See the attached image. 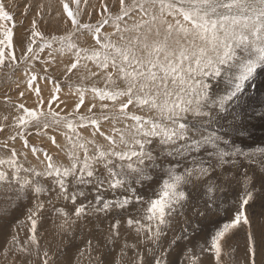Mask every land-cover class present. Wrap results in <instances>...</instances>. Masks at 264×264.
Masks as SVG:
<instances>
[{"label": "snow or ice", "instance_id": "obj_1", "mask_svg": "<svg viewBox=\"0 0 264 264\" xmlns=\"http://www.w3.org/2000/svg\"><path fill=\"white\" fill-rule=\"evenodd\" d=\"M26 4L21 9L24 16L45 11L42 3L26 0ZM81 4L82 0H59L58 18L67 31L49 40L39 30L35 15L28 32L18 36L15 13L6 0H0V75L10 78V73L22 71L26 89L38 98L35 107L13 104L14 123L5 115L7 123L0 124V133L6 127L13 130L0 140V182L9 179L10 169L21 182L20 190L32 192L38 201L27 215L28 240L21 243L19 234L13 233L7 247L0 244V256L6 264H34L30 257L41 255V264H57L48 250L41 252L37 231L44 204L39 196L54 190L58 198L75 205L88 194L80 186H91L94 200L81 202L72 213L57 209L64 232L83 217L115 213L108 229L100 230L79 252L81 257L87 253L88 264H202V255L192 248L181 251L183 260L171 261L170 253L180 248L187 231L181 228L167 239L168 231L176 215L183 216L190 205L195 214L205 215V210L192 204L198 190H206L201 194L208 197L206 208L212 207L217 191L242 179V193L233 202L234 215L198 248L200 253H213L214 264H222V245L231 247L229 242L242 230V264H257V256H264V147L245 150L220 129L241 130L244 120L264 106V100L250 95L252 89H264V83L257 82L264 73V0H113L111 6L100 0L98 9L94 7L95 21L91 11L85 18ZM46 49L48 59L42 64L55 63L57 54L67 57L60 69L63 78L78 76L81 81L76 87L78 102L66 115L53 109L54 103L63 102L57 80L44 77L54 88L45 101L36 83L38 75L28 68L29 61L40 60ZM97 77L104 87L83 84ZM13 83L20 88L18 81ZM89 93L91 99L85 105ZM18 95L24 98L25 91ZM7 99L11 104V97ZM82 106L87 114L80 112ZM260 116L264 118V112ZM81 130H90V135L84 136ZM33 132L47 136L51 146L65 153L68 163L59 154L54 157L30 143ZM18 138L20 149L16 148ZM29 155L43 165L40 170L24 167L21 156L27 162ZM241 158L256 168L240 169L239 177L224 172L226 165L237 169ZM153 172L163 177L146 197L133 184L154 181ZM217 172L220 175L214 176ZM40 178L50 179L51 187H45ZM70 186L76 190L70 191ZM256 199L262 203L259 218L247 210Z\"/></svg>", "mask_w": 264, "mask_h": 264}, {"label": "rangeland", "instance_id": "obj_2", "mask_svg": "<svg viewBox=\"0 0 264 264\" xmlns=\"http://www.w3.org/2000/svg\"><path fill=\"white\" fill-rule=\"evenodd\" d=\"M112 1L113 0H107L110 6L112 4ZM28 2H31L33 4H36V3L44 4L45 5L44 13L43 14L39 12L32 13L30 11L28 16H24L21 14V9L24 7H27L26 0H6V3L10 5V10L15 13L16 21H17L16 32L18 36L28 32V29L31 27V20H32L33 15H35L39 30L44 34L46 39L50 40L52 35H62L67 31V29L64 27L62 23V20L58 18V12L60 9L59 0H28ZM87 3L90 6L89 9L86 7L87 4L85 6L82 0L81 7L84 9L85 18L87 17V13L91 11L92 20L95 21L97 18V12L94 10V7L98 9L100 0H88ZM21 22H22V25H21ZM40 43L41 41L39 40V38H37V45H39ZM17 51L19 53V49ZM45 59H48V49H46L45 52L41 54L40 60H34V61L30 60L28 63V68L31 71H34L38 75V80L36 83H37V86L41 88L42 92H44L43 88L45 84L50 86L51 89L53 88L52 81L44 79L46 75H51L54 79L57 80V82L60 84V87H61L60 93L63 92L65 95L63 94V98L60 99V101H63L62 103L57 102L53 104V109L55 111L60 112L61 115H66L68 112H71L74 110V105L75 103L78 102V96H76L77 95L76 87L79 84H81V81L78 76H74L70 80H65L63 78L60 68L61 69L63 68L62 61L66 62L67 57H61L57 54L55 63H50L48 65L41 63V61ZM23 68H24V65L21 64V69ZM44 68L48 69L47 73L43 71ZM101 74L103 75V73ZM9 75H10V78L9 76H6V75H0V124L7 123L3 120V116L5 115L9 116V122L14 123L12 119H14V116L17 113L15 111L16 109L13 107V104L24 102L27 107H35L38 101V100L35 101V97H36L35 93L26 89L27 77L24 76L22 71H16L14 73H10ZM259 76L260 78H258ZM259 76H257V82L264 83V76L262 74H260ZM19 78L22 80H20ZM13 81L19 82L20 84L19 89L16 88V85L15 83H13ZM92 81H94V79L83 81V84L90 87V85H92ZM98 86L104 87V84L99 83ZM19 91H25L24 98L19 97L18 95ZM65 91L66 92L68 91L67 94ZM68 93L70 95L76 94L74 98L77 102L73 100L74 103H71L70 104L71 106L65 104L66 103L65 101L68 99V95H69ZM260 93H264V89H262L261 92H257L255 89H252L250 92V95H254L256 97ZM89 94H87L88 96L86 97H90L91 94L90 95ZM33 95L34 97H32L33 98L32 99L31 96ZM7 97H11L12 99L11 104L8 102ZM43 99L45 100L44 97ZM83 107L84 106H82V108ZM82 108L80 109V112L83 114H87L86 110H82ZM45 110H47V103H45ZM94 111H97V114H99L98 110H94ZM256 123L257 125L253 127H250L247 125V123H244V127L240 130V131H243V133L244 132L246 133V134L244 133L245 136L251 135L254 138V136L256 135L255 136L256 138L253 139L250 136L251 138L249 139V141L248 140L242 141V143L241 141H234L236 142L235 143L236 145L240 147L243 146L245 150L247 148L250 149V147L254 148L253 146L255 145H256L255 147H257L258 145L259 147H264V141L262 142L263 144L261 142L259 143L258 141H256L260 138L261 135H262L261 139L264 140V127L261 125L262 122L256 121ZM218 126L219 125H217L216 127L219 128ZM229 129L230 128L225 127L224 129H220V132L222 131L221 134H223L224 132L223 130L225 131L228 130L230 134L229 139H232L233 134L238 133V131L229 130ZM250 129L253 131H250ZM49 131L51 133V130ZM81 131L84 136L90 135V130H87V131L81 130ZM10 134H13L12 128L6 127L5 132L0 133V140H5ZM252 139L254 142L252 141ZM29 141L30 143H33L39 147L49 150L50 154H53L54 157H56L57 154H59V159L62 160L65 164L68 163V158L65 155V153L60 151L59 149H56L55 146H51L50 142L48 141L47 136H37L33 132L29 136ZM62 141H63V138L58 135V142L62 143ZM100 142L104 143L102 140H100ZM21 144H22V141L19 140L18 138L16 142V148L20 149ZM21 161L24 163V167L33 165V166H37V170H40L43 167V165L41 166L38 165L37 162L35 161V158L31 155H29L27 162H24L23 156H21ZM241 161L242 163L238 165L237 169H233L230 166L226 165L224 168V172L228 175H231L232 173H236V175L239 177L240 169H243L246 167L252 168V169L256 168L255 165H251V166L248 165V163L246 161H243L242 158H241ZM8 172H9V179L6 181L0 182V227L1 226L3 227V228L1 227L2 229L0 228V237L1 238L3 236L5 237L4 238L5 240L0 242V244L3 243L5 247L8 246L6 241L11 240V235L13 233L19 234L20 240L22 241L21 243H24L26 240H28L31 233H30V222H27V215H28L29 209L34 208L35 204L38 202L36 201L37 200V198H35L36 196L32 192H22L20 190L21 182L17 181L15 175L12 174V170L9 169ZM249 174H251V172ZM22 175H26V174L22 173ZM219 175H220L219 172L214 174V176H219ZM153 176H154V181L146 182L142 186L133 184V187H136L137 191L143 194L144 196L146 197L150 196L152 194V190L159 186L157 181H159L161 177H163V173L157 174L156 172H153ZM28 178L32 179V176L29 175ZM40 179H42V183L45 187H51L52 181L50 179H43V178H40ZM217 183H223V180H217ZM242 183H243L242 179L240 183H237L236 181H232L230 184L225 185L224 191H217L214 194L216 197L215 205L212 207L206 208V201L208 200V197L206 195L201 194L202 192L206 190L201 189L195 193V198L197 197L196 200H198L199 202L193 199L192 204L195 205L196 208L205 210V215L199 216L195 214V210L191 205L184 210L183 216L179 214L176 215L174 222H173V226L168 231L167 239H170L173 233L178 232L181 228L186 229L185 227L186 225H187L186 231L188 233H187L186 240L182 243V245H180V248L170 253L169 259L171 261L183 260V257L180 255L181 251L183 250L182 249L183 245H185L186 243L189 244L190 242H195L194 247L198 248V246L201 243L204 244L206 240L210 239V236L217 230V228L220 225H222L225 222H228L229 216L234 215V212H235L236 204L233 202L236 201L237 197L242 193ZM80 187L84 188L88 194L86 198H78L75 205H73L70 201H64L62 198H58L57 193L54 190L48 191L45 194H42L39 196V202H42L44 204V209L40 213V221L38 224V231H37V236H38L41 252L43 250H48L52 258L57 260V264H60L61 261H67L69 259H72L73 264H88L87 253L85 252V255L81 257L79 256V252L86 248V242L89 239L99 235L100 230L106 231L109 227V223L113 222V215H115V213H113L112 215H108V216L101 215L99 218H97L96 216L83 217L77 220L74 225L70 224L67 232L62 231L59 228V225L63 223V217L57 212V209L63 208L65 211L72 213L75 207L78 206L81 202L87 203V201L89 200H94V193H93V189L91 188V186H80ZM258 187L259 185H257V188ZM71 190H76V187L70 186V191ZM197 193L198 195H196ZM107 195L109 196V198H111L110 192L107 193ZM31 196L32 198L34 197V199H32ZM33 200H35L36 202ZM49 201H51V203H49ZM250 203L252 206L247 209L248 214L250 216L259 218V213L262 210L261 201L259 199H256ZM131 210L133 209L130 206V211ZM72 219H75V217L73 216ZM121 219L123 221L124 218L121 217ZM201 219L202 221L200 223ZM183 220L185 223L183 222ZM19 222H25V223L21 226V223ZM179 222H180V225H179ZM181 222L184 224V226L182 225ZM258 222H259V219H258ZM186 223L190 224L189 225L190 229H188V224ZM6 226L7 228H5ZM176 226H178V229ZM179 226L181 228H179ZM254 231H258V228L254 227ZM121 232H122L121 240H123V233H124L123 227L121 228ZM131 242L133 241L129 240V243ZM165 244H166V240H165ZM229 244L231 245V247L222 245V260H223L222 264H237V262H240V264H242L243 257H244V232L242 230L239 231L237 235L232 239V241L229 242ZM120 246H121L120 242H118L115 245L114 255L117 257L119 256V253H120ZM141 250H143V246H141ZM195 253L199 254L200 252H198V250H195ZM128 255L131 256L132 252L129 251ZM205 255L212 256L214 258V254L211 252H207V253L205 252ZM1 257L2 256H0V258ZM9 259H11V254H10ZM21 259H23V257ZM30 259L34 261V264H41L43 257L42 255L40 258H36L35 256H33V257H30ZM263 259H264V256L258 255L257 264H264ZM2 264H6V263L2 262ZM17 264H20V262L17 261Z\"/></svg>", "mask_w": 264, "mask_h": 264}, {"label": "bare ground", "instance_id": "obj_3", "mask_svg": "<svg viewBox=\"0 0 264 264\" xmlns=\"http://www.w3.org/2000/svg\"><path fill=\"white\" fill-rule=\"evenodd\" d=\"M112 3H113V1H112ZM56 6V5H55ZM86 6V5H85ZM88 9L90 8V6H89V4L87 3V6H86ZM86 8V9H87ZM57 11V10H56ZM55 16V15H54ZM57 17V16H56ZM55 20V19H54ZM27 27V26H26ZM23 29V28H22ZM58 62V61H57ZM59 69V68H58ZM61 69V68H60ZM262 75L264 76V73H262ZM101 76H102V74H101ZM262 76V77H263ZM77 78V77H76ZM258 78H260V76L258 77ZM4 79V78H3ZM20 79V78H19ZM94 79V81H92V85L93 84H97V86H98V84L100 83V84H104V81L102 80V79H100L99 77H97V78H93ZM6 80V79H5ZM20 80H22V79H20ZM9 81V80H8ZM75 81V80H74ZM3 82V81H2ZM6 82V81H5ZM4 84V83H3ZM50 85V84H49ZM78 85V84H77ZM80 85V84H79ZM86 86V85H85ZM91 86V85H90ZM24 87V86H23ZM74 87V86H73ZM99 87V86H98ZM43 88V87H42ZM54 88H50V86H48V85H46L45 84V86H44V88H43V90H44V92H42V97H44L45 98V100H48L49 98H50V96L53 94V90ZM53 90V91H52ZM65 90V89H64ZM66 92V91H65ZM68 92V91H67ZM67 92H66V94H67ZM31 93V92H30ZM34 94V93H33ZM63 92L62 93H59L58 95H60L59 97H60V99H62L63 98ZM69 94V93H68ZM65 95V94H64ZM76 95V94H75ZM75 95H68V99L65 101L66 103L65 104H67V105H69V106H71L70 104L71 103H74V101H76L75 100ZM90 95V94H89ZM260 95H261V97H260ZM77 96V95H76ZM86 96H88L87 94H86ZM32 97H34V95L33 96H31V98ZM28 98V97H27ZM77 98V97H76ZM256 98L258 99V100H264V93H260V94H258L257 96H256ZM33 99V98H32ZM91 99V96L90 97H86V101H85V105H87L88 104V102H89V100ZM38 100V98H36L35 97V101H37ZM74 100V101H73ZM77 102V101H76ZM97 103H99L98 101H97ZM75 106V105H74ZM73 107V106H72ZM12 110H13V108H12ZM15 110V109H14ZM82 110H86V107L84 106L83 108H82ZM16 111V110H15ZM250 112H251V110H250ZM261 112H264V106H262V107H258L257 108V110H256V113L254 114V115H252L250 118H246L245 120H244V123H247V125L248 126H250V127H253V126H256L257 125V123H256V121L257 122H262V126L264 127V118H261V116H260V113ZM13 121H14V119H12ZM11 120V121H12ZM255 120V121H254ZM4 123V122H3ZM246 126V125H245ZM219 127V126H218ZM261 128V127H260ZM219 129V128H218ZM229 130H232V129H229ZM87 131V130H86ZM223 131H225V130H223ZM240 131V130H239ZM238 131V133H234L233 134V136H232V140H234V141H241V143H242V141H246V140H248L249 141V139L252 137L251 135V137L248 135V136H245V134L243 133V131H240L239 132ZM246 131V130H245ZM250 131H253V130H251L250 129ZM249 131V132H250ZM222 132V131H221ZM227 132H228V130H227ZM234 132H236V131H234ZM258 132V131H257ZM229 133V132H228ZM249 134V133H248ZM230 135V134H229ZM260 135V134H259ZM254 136V135H253ZM256 136V135H255ZM254 136V138L253 139H255L256 137ZM262 136V135H261ZM261 136H260V138L258 139V140H256V141H258L259 143L261 142H263L264 140L263 139H261ZM228 138H230L229 136H228ZM263 138V137H262ZM5 139V138H4ZM7 139V138H6ZM5 139V140H6ZM253 139H252V141H253ZM251 141V140H250ZM254 142V141H253ZM62 143H63V141H62ZM236 143V142H235ZM238 143V142H237ZM255 143H257V142H255ZM259 143H257V144H259ZM249 144V143H248ZM248 144H247V146H248ZM263 144V143H262ZM254 145V144H253ZM261 145V144H260ZM246 146V145H245ZM256 146V145H255ZM255 146H253V147H255ZM259 146V145H258ZM242 148H243V146H242ZM250 148H252V147H250ZM247 149H249V148H247ZM246 149V150H247ZM41 166V165H40ZM247 168V167H246ZM148 190V189H147ZM146 194V193H145ZM196 195H198V193L196 194ZM33 196V195H32ZM32 196H31V198H32ZM204 197V196H203ZM30 198V199H31ZM36 198V197H35ZM197 198V197H196ZM196 198H194L195 200H196ZM32 199H34V197L32 198ZM47 199V198H46ZM41 200V199H40ZM33 201H35V200H33ZM32 201V202H33ZM37 201V200H36ZM35 201V202H36ZM197 202H199L198 200H196ZM42 203V202H41ZM47 213V212H46ZM53 218V217H52ZM210 218V217H209ZM216 218V217H215ZM13 220V219H12ZM218 220V219H217ZM47 221V220H46ZM180 221H182V220H180ZM186 221V220H185ZM201 221H202V219L200 220V223H201ZM205 221V220H204ZM44 222V221H43ZM183 222H184V220H183ZM19 223H21V222H19ZM47 223H49V222H47ZM182 223V222H181ZM185 223V222H184ZM190 223V222H189ZM50 224H52V223H50ZM186 224H188V223H186ZM185 224V225H186ZM1 225H3V224H1ZM178 225V224H177ZM179 225H180V222H179ZM182 225L184 226V224L182 223ZM189 225L190 224H188V229H190L189 228ZM2 227V226H1ZM0 227V228H1ZM177 227V229H178V226H176ZM186 227V229H187V225L185 226ZM3 228V227H2ZM1 228V229H2ZM5 228H7V226L5 227ZM96 228V227H95ZM179 228H181L180 226H179ZM192 228V227H191ZM195 228V227H194ZM193 228V229H194ZM7 231V230H6ZM190 231V230H189ZM192 231V230H191ZM200 232V231H199ZM6 233V232H5ZM188 233V232H187ZM201 233V232H200ZM5 237L3 236L2 238L0 237V242H2V241H4L5 239H4ZM24 240V239H23ZM9 241V240H8ZM75 241V240H74ZM22 242V241H21ZM194 243L195 242H190L189 244H185V245H183V248L182 249H185V248H192L193 249V252H195V250H198V252H199V249L198 248H195L194 247ZM3 244V243H2ZM201 244H203V243H201ZM72 245V244H71ZM75 245V244H74ZM182 245V244H181ZM73 246V245H72ZM7 247V246H6ZM75 247V246H74ZM75 250H76V248H75ZM74 252V251H73ZM207 253V252H206ZM198 254V253H197ZM200 255H202V257H203V260H202V264H214V258L212 257V256H206L205 255V253H199ZM75 259H76V257H75ZM262 259V258H261ZM82 260V259H81ZM264 260V259H263ZM61 261V260H60ZM71 261H72V259H71ZM78 261V260H77ZM223 261V260H222ZM2 262H4V263H6L5 262V260H4V258L3 257H1L0 258V264H2ZM72 264H73V262H72Z\"/></svg>", "mask_w": 264, "mask_h": 264}]
</instances>
